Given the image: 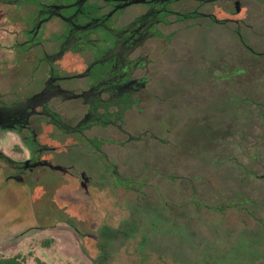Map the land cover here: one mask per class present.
I'll use <instances>...</instances> for the list:
<instances>
[{"label":"rangeland","instance_id":"obj_1","mask_svg":"<svg viewBox=\"0 0 264 264\" xmlns=\"http://www.w3.org/2000/svg\"><path fill=\"white\" fill-rule=\"evenodd\" d=\"M47 1L50 0H39ZM14 9V13L8 9L10 18L5 17L1 23L7 31H0V45L4 46H0V76H6V81L13 73L7 67L8 62L12 63L7 59L10 57L7 46L19 52L11 55L15 60L14 67L17 68L20 61L24 67L19 78L17 75L5 88H0V93H7L4 98L8 101L26 96L31 88L38 87V79L45 66L40 61V51L23 52L18 45L28 37L22 27L29 24L31 14L20 13L18 6ZM138 11L139 6L127 7L122 12L121 21ZM57 24L54 33L61 30V25ZM171 30L173 28L162 30V33L168 36ZM93 35L99 40L94 51L101 47L104 49L102 37L109 40V35L100 31ZM218 37L228 38L222 32ZM51 39L54 48L57 40L54 36ZM220 43L217 38L194 27L179 30L174 36L141 50L154 61L149 68L154 73L153 82L139 94V106L127 112L124 127L134 136L153 130L155 135L167 141L165 144L150 139L148 135L140 141L129 142L112 127L95 126L86 131L85 136L79 137L55 127L39 126L38 142L48 149L43 156L54 164L71 168L72 175L39 170V183L31 195L26 187L15 186L11 181L0 186V258L18 255L25 264H203L204 253L201 250L213 252L217 244L215 230L219 228V236L222 229L224 232L227 230L226 218H217L209 210H203L204 219L199 222L196 215L201 214V209L190 204L180 207L177 201L191 203L199 200L212 205L217 199L226 200L234 196V192H241L264 202V186L255 184L264 182L258 179L259 174L264 173V143L263 140L258 142L264 136L261 111L236 110L233 131L229 136L223 132L214 139L217 142L215 146L213 143L199 145L198 135H205V132L201 133L202 130L197 128L196 119L199 120L200 115L196 111L198 84L193 62L197 61V56L208 60L214 58ZM74 60L82 62L80 56L66 54L59 67L70 70L66 65ZM248 65L251 71H264V63L249 61ZM249 92L253 93L252 99L264 101V89L256 88ZM223 96L220 95V99ZM209 98V94H203L201 102L207 103ZM233 102L237 104V99ZM54 109L67 116L80 107L56 100ZM208 112L207 109L202 112L203 119L210 117ZM164 121L166 127L163 126ZM224 125L219 128L224 129ZM12 136L0 132V150L12 159L23 160L28 155L27 150ZM88 139L96 140L100 151ZM215 147L219 150L217 156L212 151ZM254 153L258 154L256 160H253ZM113 166L121 176L134 181L132 190L116 186L110 172ZM231 166L250 167L254 172L251 177L254 185L245 189L232 185L229 189L224 188L227 183H235L242 178L238 173L229 175L227 168ZM80 171L90 178L88 195L79 185L77 175ZM5 187L12 189L7 200L3 194ZM164 199L172 200L170 208H164L161 201ZM28 205L31 210L27 209ZM244 214L240 210L228 213L232 215L234 236L245 230L257 231ZM255 214L264 216V208L255 210ZM35 223L41 227H52L41 231L33 228ZM71 225L97 235L98 240L80 238L71 230ZM198 230H202L201 238ZM218 243H225V238H219Z\"/></svg>","mask_w":264,"mask_h":264},{"label":"flooded vegetation","instance_id":"obj_2","mask_svg":"<svg viewBox=\"0 0 264 264\" xmlns=\"http://www.w3.org/2000/svg\"><path fill=\"white\" fill-rule=\"evenodd\" d=\"M29 1L0 0V31H7L1 23L5 17L10 16L8 9L11 8L14 13V8L18 6L20 13L31 14L29 24L22 27L28 37L23 44L19 42L18 45L23 52L40 51V61L45 65L38 79L40 84L31 88L26 96L8 101L4 98L7 93H0V132L14 135L28 154L23 160H15L0 150V178H3L0 186L11 181L15 186L26 187L31 195L39 183V170L44 173L49 169L63 175L71 174V168L54 164L51 159L43 156L48 149L38 142L37 128L41 125L55 127L79 137L85 136V132L95 126L112 127L129 142L140 141L148 135L150 139L165 144L167 141L155 135L153 130L134 136L124 126L127 112L139 106V94L153 82L154 73L149 68L154 61L148 53L142 54L141 50L156 41L166 40L170 35L174 36L179 30L196 27L221 42L214 58L208 60L204 56H197V61L195 59L193 62V73L198 84L195 91L198 95L196 111L200 115V119H196L197 128L202 130L201 133L205 132V135H198L199 145L208 146V143H213L215 146L217 142L214 139L219 138L223 132L229 136L233 131L236 110L253 109L261 111L260 116H264V101L252 99L253 93L249 92L251 89H264V71H251L247 66L249 61L264 63V0H137L123 8L118 6L130 0ZM132 5L139 6L140 11L121 21L123 10ZM57 23L61 25V30L54 33ZM171 28L173 30L168 36L162 33V30ZM97 31L108 34L109 40L102 37L105 48L94 51L95 43L99 40L93 34ZM220 32L228 38H219ZM51 36L57 40L54 48L51 46L54 43ZM6 48L10 55L7 59L12 61L7 63V67L13 73L12 77L8 75L9 80L6 81V76H0V88H5L11 82L10 79L17 75L19 78L20 70L24 67L23 61H20L17 68L14 67L15 60L11 55L17 52L11 46ZM66 54L80 56L82 62L74 60L66 65L70 70L61 69L59 65L63 64ZM237 79L239 82H236ZM203 94L210 95L207 103L201 102ZM220 95H224L222 99ZM32 97L34 99L30 100ZM233 99H237V104H234ZM56 100L73 103L80 109L62 116L54 109ZM205 109L209 110L208 119L202 117ZM220 124L225 128L220 129ZM165 131L170 132L167 129ZM262 140L264 143V136L258 142ZM88 141L100 151L96 140ZM212 151L216 156L219 153L217 147ZM257 155L254 153L253 160L258 158ZM56 166L64 170L54 169ZM227 169L229 175L238 173L242 178L235 183H227L224 188L229 189L232 185L245 189L254 185L251 183L254 172L250 167L231 166ZM110 172L118 188L132 190V179L121 176L114 170V166ZM77 176L80 178L79 185L85 177V184L89 188V176L83 171ZM258 179L264 181V173L259 174ZM255 184L264 186V182ZM216 185L220 186L218 183ZM11 191V188L5 187L3 194L6 200L7 196H11ZM161 201L164 208H170L172 200ZM177 202L180 207L190 204L201 209V214L196 215L199 222L204 219L203 210H209L217 218H226L227 230L224 232L222 229L224 235H218V227L215 230L214 239L217 244L213 252L200 249L204 253L203 264H264V216L255 214V210L264 208V202L251 199L241 192H234V196L226 200L217 199L212 205L199 200L191 203L184 200ZM36 207L40 208L37 204ZM27 209L31 210L29 205ZM235 210L245 213L244 216L253 222L257 231L245 230L234 236L233 221L230 219L232 215L228 213ZM50 227L36 224L33 228L43 231ZM70 228L80 238L98 240L97 235L84 232L75 225ZM198 234L201 238L202 230H198ZM219 238H225V243L219 245Z\"/></svg>","mask_w":264,"mask_h":264},{"label":"trees","instance_id":"obj_3","mask_svg":"<svg viewBox=\"0 0 264 264\" xmlns=\"http://www.w3.org/2000/svg\"><path fill=\"white\" fill-rule=\"evenodd\" d=\"M0 264H25L20 256L15 255L7 258H0Z\"/></svg>","mask_w":264,"mask_h":264},{"label":"water","instance_id":"obj_4","mask_svg":"<svg viewBox=\"0 0 264 264\" xmlns=\"http://www.w3.org/2000/svg\"><path fill=\"white\" fill-rule=\"evenodd\" d=\"M124 1H126V0H124ZM135 2H137V0L135 1V0H130L128 3H125V4H123V5H121V6H118V8H123V7H125L126 5H129V4H132V3H135ZM117 9V8H116ZM32 99H34V97H32V98H30V100H32ZM54 169H56V170H59V171H63L64 170V168L63 167H61V166H56V167H54ZM80 187L86 192V193H88V188H87V186H86V184H85V177H84V181H82L81 183H80Z\"/></svg>","mask_w":264,"mask_h":264}]
</instances>
